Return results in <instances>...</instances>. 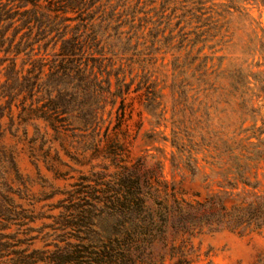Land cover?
<instances>
[{
  "label": "rangeland",
  "instance_id": "1",
  "mask_svg": "<svg viewBox=\"0 0 264 264\" xmlns=\"http://www.w3.org/2000/svg\"><path fill=\"white\" fill-rule=\"evenodd\" d=\"M122 1L110 0L111 23L91 35L88 52L97 62L87 85H61L75 93L71 108L95 110L93 131L56 134L40 119L23 123L21 95L11 113L0 99V182L37 217L29 223V235H36L31 247H44L43 225L58 213L54 205L62 197L56 189L81 173L115 171L140 156L157 164L168 191L185 201L217 194L229 207L237 197L264 198V6L249 1L246 15L225 14L218 35L193 42L195 23L186 25L173 4L163 9L162 0H130L137 5L131 12ZM219 1L204 7L220 11ZM4 79L0 74V84ZM180 238L191 246L190 264H264V223L202 228L176 243ZM161 252L156 244L149 261L135 264L175 263L167 255L159 260Z\"/></svg>",
  "mask_w": 264,
  "mask_h": 264
},
{
  "label": "trees",
  "instance_id": "2",
  "mask_svg": "<svg viewBox=\"0 0 264 264\" xmlns=\"http://www.w3.org/2000/svg\"><path fill=\"white\" fill-rule=\"evenodd\" d=\"M97 1L0 0V74L5 77L0 99H5L10 112L12 101L21 95L23 123L40 119L56 134L94 130L95 110L71 108L75 93L61 85L65 80L80 87L88 83L97 62L88 52L91 35L114 17L110 0L102 9L94 7ZM129 1L122 3L134 12L137 5ZM163 1L161 7L173 4L186 25L195 23L193 42L200 36L218 35L226 25L225 14L246 15L249 1L264 6V0H220L213 4L222 9L212 12L204 7L209 0ZM57 43V52H46ZM93 150L98 151V143ZM242 183L250 185L246 178ZM56 190L62 194L54 205L59 211L48 215L52 221L43 225L48 227L41 236L44 247L35 248L31 244L36 235H29L34 229L29 223L37 217L15 199L11 186L0 182V264H135L149 261L156 244L162 249L159 260L167 255L175 258L174 264H190L191 246L186 247L184 238L176 243L178 236L202 228L264 223V198L259 195L237 197L229 207L217 194L185 201L168 191L157 164L145 156L115 171L81 173L67 188ZM12 226L15 229L10 230Z\"/></svg>",
  "mask_w": 264,
  "mask_h": 264
}]
</instances>
